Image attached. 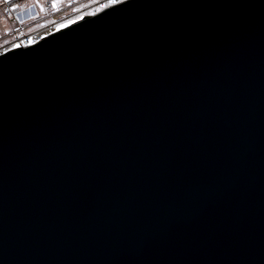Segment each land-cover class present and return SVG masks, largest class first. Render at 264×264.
Segmentation results:
<instances>
[{"label": "water", "instance_id": "water-1", "mask_svg": "<svg viewBox=\"0 0 264 264\" xmlns=\"http://www.w3.org/2000/svg\"><path fill=\"white\" fill-rule=\"evenodd\" d=\"M0 264H264V0H123L1 50Z\"/></svg>", "mask_w": 264, "mask_h": 264}, {"label": "rangeland", "instance_id": "rangeland-1", "mask_svg": "<svg viewBox=\"0 0 264 264\" xmlns=\"http://www.w3.org/2000/svg\"><path fill=\"white\" fill-rule=\"evenodd\" d=\"M49 1L50 0H10V5L20 9L28 8V6L33 4L37 8L38 3L44 8V10L39 11V17L37 19H32L24 25L23 29H18L17 31H13L17 25L15 16L5 13L4 5L0 2V51L14 45V41L11 40L14 38L13 36L15 34L19 36L23 35V33H30L40 30V28H43L49 22L56 20L60 15L70 12L73 9H84L82 13L79 12V14L81 13L80 15L78 14L80 17L83 14L96 12L103 7L97 3L99 0H76V4L73 6V8H70L66 4L67 0H60L59 9L53 11L54 9L49 7ZM6 30L8 31L6 32ZM12 31L15 33H12Z\"/></svg>", "mask_w": 264, "mask_h": 264}, {"label": "built area", "instance_id": "built-area-1", "mask_svg": "<svg viewBox=\"0 0 264 264\" xmlns=\"http://www.w3.org/2000/svg\"><path fill=\"white\" fill-rule=\"evenodd\" d=\"M9 1L10 0H0V2L4 5L5 13L11 16L12 15L15 16L17 25L15 26L13 31H17L18 29H23L26 23H28L32 19H37L39 17L40 10H44L43 6H41L39 3H38L37 8L33 4V5L28 6V8L20 9V8L10 5ZM121 1L123 0H99L97 3L103 6L102 8H104L109 5L117 4ZM49 2H50L49 7L51 9H54L53 11L59 9L60 0H50ZM66 4L70 8H73V6L76 4V0H67ZM83 10H84L83 8H80L78 10L73 9L70 12L60 15L56 20L49 22L43 28H40V30H36L35 32H30V33H23V35H19V36L15 34L13 36L14 38L11 41H14L13 42L14 45L18 43L23 44V45L30 44L34 42L35 40H37L42 34L55 29L56 27L64 24V22L66 23L70 20L76 19L77 17H79V15L82 13ZM79 12L81 13L79 14ZM13 31L12 33H15Z\"/></svg>", "mask_w": 264, "mask_h": 264}, {"label": "crops", "instance_id": "crops-1", "mask_svg": "<svg viewBox=\"0 0 264 264\" xmlns=\"http://www.w3.org/2000/svg\"><path fill=\"white\" fill-rule=\"evenodd\" d=\"M8 30H6V32H7Z\"/></svg>", "mask_w": 264, "mask_h": 264}]
</instances>
